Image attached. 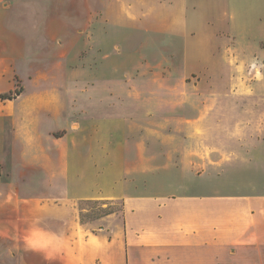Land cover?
Segmentation results:
<instances>
[{
    "label": "rangeland",
    "instance_id": "obj_1",
    "mask_svg": "<svg viewBox=\"0 0 264 264\" xmlns=\"http://www.w3.org/2000/svg\"><path fill=\"white\" fill-rule=\"evenodd\" d=\"M112 4L0 0V264H25L6 231L33 223L68 230V222L35 213L34 199L54 192L46 179L82 161L81 152L89 165L99 164L101 134L112 140L115 130L120 142L151 153L174 148L182 126L176 105L188 101L201 113L189 123L197 136L212 126L209 112L223 123L232 110L233 124L240 125L242 115V128L264 137V43L258 37L264 0H157L137 9L131 0ZM103 19L109 25L99 23ZM225 33L232 34L226 47L212 43L224 35L229 40ZM185 41L195 46L196 58L177 59ZM9 95L14 98L1 97ZM65 134L76 143L68 154L63 142L53 141ZM48 164L55 170L45 169ZM162 173L139 192L175 193L161 181L174 171ZM70 207L73 226L110 236L101 228L121 223V200ZM112 215L119 219H105Z\"/></svg>",
    "mask_w": 264,
    "mask_h": 264
},
{
    "label": "crops",
    "instance_id": "obj_2",
    "mask_svg": "<svg viewBox=\"0 0 264 264\" xmlns=\"http://www.w3.org/2000/svg\"><path fill=\"white\" fill-rule=\"evenodd\" d=\"M117 1L127 2L113 0V7ZM131 1L135 3L134 9L140 4L150 8L157 2ZM99 21L109 23L106 19ZM86 22L89 23L88 20ZM225 34L230 36L229 40L220 35L224 40L214 38L212 43H223L222 46L226 47L232 34ZM258 37L264 43L263 30ZM234 39L240 43L236 37ZM194 50L195 46L185 41L181 47L182 54L177 59L196 58L191 55ZM180 103L176 106L182 126L175 133L174 148L151 153L148 147L142 148L140 144L120 142L115 138L118 133L113 130L112 140L99 135V164L92 162L93 165H89L81 152L82 161L69 162L63 166V173L49 175L45 184L54 188V192L34 199L37 204L35 213H42L43 218L68 222V230L63 233L33 223L32 226L15 229L13 236L6 231L8 238L19 246L20 262L264 264L263 133L251 135L244 130L242 115L239 117L240 125L233 124L230 110L225 113L223 123L214 112H209L212 126L197 136L189 123L201 113L191 109L194 105L188 103L192 102ZM226 107L230 106L224 104V112H228ZM54 137L55 143H64V154L76 148L71 134ZM165 141L171 140L165 138ZM50 166L55 165L44 167L51 170ZM94 166L99 169L95 170ZM165 171H174V178L165 176L161 181L163 186H175V193L148 195L139 192L156 180L151 178L152 175L158 172L164 175L162 172ZM60 178L63 186L57 182ZM80 187L86 191L79 193ZM91 199L121 200V223L116 221L110 229L101 228L110 236L94 232L86 225L77 227L70 224L74 216L71 203ZM111 217L113 221L114 217L119 219L117 215L105 219Z\"/></svg>",
    "mask_w": 264,
    "mask_h": 264
},
{
    "label": "trees",
    "instance_id": "obj_3",
    "mask_svg": "<svg viewBox=\"0 0 264 264\" xmlns=\"http://www.w3.org/2000/svg\"><path fill=\"white\" fill-rule=\"evenodd\" d=\"M20 92L21 91H18L17 93L18 94H20ZM3 99H13L14 98V96H11V95H9V96H1Z\"/></svg>",
    "mask_w": 264,
    "mask_h": 264
}]
</instances>
